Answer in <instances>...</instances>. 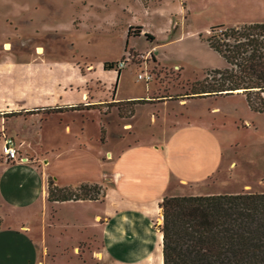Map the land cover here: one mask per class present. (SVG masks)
Returning <instances> with one entry per match:
<instances>
[{
	"label": "rangeland",
	"instance_id": "1",
	"mask_svg": "<svg viewBox=\"0 0 264 264\" xmlns=\"http://www.w3.org/2000/svg\"><path fill=\"white\" fill-rule=\"evenodd\" d=\"M258 1L250 0L244 7L257 8L264 18V0H260L261 8ZM221 11L222 6L215 0H0V46L5 39L3 48L15 59L72 60L81 71L98 60L116 61L114 65L120 70L115 94L143 95L162 88L188 92L199 84L207 68L225 64L224 57L205 39L210 24L238 22L236 19L212 22ZM143 31L151 36L147 37ZM34 67L35 64L27 71L33 72ZM59 71L61 85L66 88L75 89L89 81L88 76L77 80L68 68ZM137 72L144 75L137 76ZM33 80L32 76L27 77L28 91L35 88ZM175 101L171 98L168 108ZM130 103L120 106L118 111L132 108ZM176 107L189 117L213 118L217 124L215 134L222 145L218 167L192 186L186 184L184 193L191 189L197 192L264 190L263 111L250 107L244 94L235 91L187 96L186 102ZM136 108L138 127L150 129L152 125L146 118L149 104H137ZM41 113V110L26 115L0 113V178L25 171L13 163L28 160L37 170L58 174L60 181H70V187L79 193L75 186L83 179L102 176L103 149L117 140L114 120L109 121L107 128L111 132L103 139L99 118L104 116V111L98 104H79L60 113L49 111L44 117ZM59 115L62 120L57 122ZM111 115L106 113V118L110 120ZM64 121L70 123V130L63 127ZM3 128L5 132L1 131ZM16 129L24 134L22 140L26 147L21 148L22 141L17 142L11 136L18 153L27 158L7 160L2 151V132L10 135ZM105 183L109 184V180L86 181L88 193L98 196ZM2 186L0 183V190ZM14 188L12 184L4 186L6 192ZM39 194L38 191L27 219L30 234L41 236L48 246L38 264H158L161 248L157 230L149 234V241L130 242L125 236L117 255L100 256L86 250L84 243L90 239L92 246L97 244V239H93L95 229L76 223L73 214L76 209L86 212L89 208L92 215L102 202L93 198L58 202L49 198L47 192L41 200ZM3 210L0 206V212ZM28 210L24 212L30 213ZM16 213L21 215L22 211L16 209ZM8 217L4 214L0 218V251L6 253L0 255V264L24 263V257L14 259L15 255L11 257L7 253L11 250L5 247L4 241L16 236L6 227L11 222ZM72 243H77L79 250H72ZM130 246L134 249V260L128 259Z\"/></svg>",
	"mask_w": 264,
	"mask_h": 264
},
{
	"label": "crops",
	"instance_id": "2",
	"mask_svg": "<svg viewBox=\"0 0 264 264\" xmlns=\"http://www.w3.org/2000/svg\"><path fill=\"white\" fill-rule=\"evenodd\" d=\"M249 1L215 0L216 4L222 6V11L213 17L212 22L235 19L263 20V15L257 8L245 9L244 6ZM258 5L262 7L260 0ZM4 40H1L0 46L2 50L0 51V113L2 115H26L25 113L41 110L43 111L41 117H44V113L47 114L49 111L60 113L79 104H98L104 111V116L99 118L103 139H107V132H111L107 128L109 121L114 120L117 140L103 149L101 154L103 159L100 163L102 176L92 180H82V182L104 183V179H108L109 184H103L99 195L95 197L54 198L58 202H77L88 198L99 199L102 202L92 215L89 213V208H86V212L84 209L74 211L73 218L76 223L95 229L93 239H97V244L92 246L90 239L85 240L84 243L88 247L86 250L100 256L104 253L109 256L117 255L122 249L121 244L125 236L130 242L133 240L136 242L138 239L149 241V234H154L155 230L157 236H160L158 226L161 214L158 202L162 195L184 193L186 184L192 186L196 181L212 173L222 159V145L215 134L214 128L217 124L213 118L189 117L176 107L177 104L186 102L187 96L199 94L190 91H166L165 88L160 89L162 92L155 90L143 95L115 94L120 70L114 65L116 61L112 60L111 66H104V60H98L81 71L72 60L15 59L6 48H3ZM34 64L33 72H28L27 70L29 68L31 70ZM67 68L76 74L74 78L77 80H81L82 76H88L87 84L75 89L62 86L59 70ZM28 76L34 78L35 88L31 91L27 90ZM233 91L243 93L240 90ZM171 98L176 101L175 104L170 105L171 108H168V101ZM129 102L132 108L118 111L120 106L124 107L126 104L129 106ZM144 103L149 104L150 107L146 118L147 123L152 127L148 130H140L136 122V105ZM211 107L216 108L217 105ZM106 113L112 114L113 119H107ZM56 120L60 122L62 116L59 115ZM63 127L67 130L71 129L67 121H64ZM1 131L5 132V128ZM195 133H204L205 137L203 134ZM10 135L15 141H22L21 148L26 147L23 145L22 132L16 129ZM189 148L191 153L188 154ZM13 164L25 171L11 173L5 179L0 178V183L3 185L0 190V206L4 209L0 212V218L7 214L11 222L6 227L12 233H16L15 237L8 242L4 241V244L11 250V252L7 251L11 257L15 255L14 259L25 258V262L19 264H38L43 253L47 252L48 246L41 236L38 238L29 232L31 225L27 219L35 203V196L39 191L41 200H44L48 175L58 185L70 186L71 183L68 180L60 181L58 174L55 176L37 170L28 160H17ZM7 184H12L13 188L17 185V188L6 192L4 186ZM191 192L197 191L191 189ZM16 209L22 211V214L18 215ZM27 209L30 213L24 212ZM71 246L72 250L75 248L79 250L77 243H72ZM128 252L130 254L128 259L134 260L132 256L134 249L131 246ZM3 254L6 253L0 251V255ZM160 263L161 255L158 260V264ZM9 264L16 263L9 262Z\"/></svg>",
	"mask_w": 264,
	"mask_h": 264
},
{
	"label": "trees",
	"instance_id": "3",
	"mask_svg": "<svg viewBox=\"0 0 264 264\" xmlns=\"http://www.w3.org/2000/svg\"><path fill=\"white\" fill-rule=\"evenodd\" d=\"M205 39L225 64L207 68L189 91L240 90L250 107L264 112V20L212 23ZM46 187L49 198L95 197L86 182L75 186L79 193L51 177ZM158 204L161 264H264V190L163 194Z\"/></svg>",
	"mask_w": 264,
	"mask_h": 264
},
{
	"label": "built area",
	"instance_id": "4",
	"mask_svg": "<svg viewBox=\"0 0 264 264\" xmlns=\"http://www.w3.org/2000/svg\"><path fill=\"white\" fill-rule=\"evenodd\" d=\"M136 75L143 76L144 74L137 72ZM145 76H147V74H145ZM2 151L6 159H13L14 157L20 159L27 158V156L18 153L14 139L11 135H7L4 132H2Z\"/></svg>",
	"mask_w": 264,
	"mask_h": 264
}]
</instances>
